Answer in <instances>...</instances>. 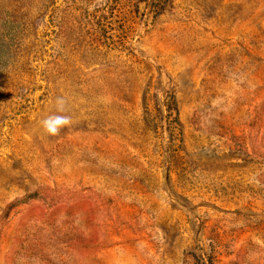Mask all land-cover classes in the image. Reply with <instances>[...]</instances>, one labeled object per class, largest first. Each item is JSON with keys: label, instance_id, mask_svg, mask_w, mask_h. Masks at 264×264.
Instances as JSON below:
<instances>
[{"label": "rangeland", "instance_id": "374dc122", "mask_svg": "<svg viewBox=\"0 0 264 264\" xmlns=\"http://www.w3.org/2000/svg\"><path fill=\"white\" fill-rule=\"evenodd\" d=\"M0 264H264V0H0Z\"/></svg>", "mask_w": 264, "mask_h": 264}, {"label": "clouds", "instance_id": "9594fccd", "mask_svg": "<svg viewBox=\"0 0 264 264\" xmlns=\"http://www.w3.org/2000/svg\"><path fill=\"white\" fill-rule=\"evenodd\" d=\"M55 108L56 113H64L67 111V100L62 96L56 97ZM71 123V118L62 114L49 115L40 122L44 133L49 136L58 135L63 128L68 127Z\"/></svg>", "mask_w": 264, "mask_h": 264}]
</instances>
